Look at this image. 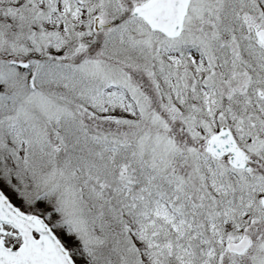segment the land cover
I'll list each match as a JSON object with an SVG mask.
<instances>
[{
	"label": "snow or ice",
	"instance_id": "obj_1",
	"mask_svg": "<svg viewBox=\"0 0 264 264\" xmlns=\"http://www.w3.org/2000/svg\"><path fill=\"white\" fill-rule=\"evenodd\" d=\"M0 264H264V0H0Z\"/></svg>",
	"mask_w": 264,
	"mask_h": 264
}]
</instances>
